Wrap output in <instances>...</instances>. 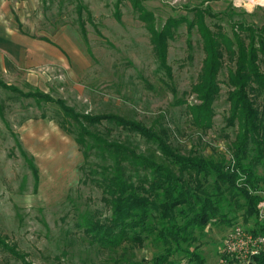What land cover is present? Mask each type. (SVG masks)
Masks as SVG:
<instances>
[{
    "label": "rangeland",
    "instance_id": "374dc122",
    "mask_svg": "<svg viewBox=\"0 0 264 264\" xmlns=\"http://www.w3.org/2000/svg\"><path fill=\"white\" fill-rule=\"evenodd\" d=\"M13 25L20 33L58 45L64 64L10 74L0 82L22 93L36 89L32 75L46 82L42 93L63 101L75 113L112 115L148 128L165 127L170 143L181 154L230 160L234 129L227 127L229 66L219 75L211 126L196 125L187 107L198 105L192 93L205 58L196 27H177L167 40L166 65L160 67L150 34L135 4L144 7L161 30L168 19L197 21L204 13L209 30L215 25L229 37L235 24L264 32V7L249 13L247 0H8ZM82 7L78 14V6ZM225 59V57H224ZM264 69V66H263ZM181 101L182 103L178 102ZM57 104L37 103L0 85V241L29 264H148L158 249L96 243L85 225L109 217L96 186L85 181L83 157L72 136L58 126ZM109 141L128 143L141 151L143 140L106 122L97 128ZM20 146V147H19ZM25 153V156L20 151ZM38 170V182L28 160ZM258 175L264 173L258 169ZM259 194L264 197V191ZM258 220L243 222V211L231 226L209 225L194 246L204 264H236L221 257L226 239L237 229L247 234L255 222L264 223V203ZM180 260L184 255H177ZM183 259L179 264H188ZM252 263V262H251ZM0 264H22L0 246Z\"/></svg>",
    "mask_w": 264,
    "mask_h": 264
},
{
    "label": "trees",
    "instance_id": "16d2710c",
    "mask_svg": "<svg viewBox=\"0 0 264 264\" xmlns=\"http://www.w3.org/2000/svg\"><path fill=\"white\" fill-rule=\"evenodd\" d=\"M134 8L150 34L160 67L169 78L167 40L173 38L182 23L188 30L196 27L205 56L191 89L199 104L187 107L196 125L211 126L219 75L228 62L226 122L235 132L228 162L194 153L181 154L170 143L165 127L148 128L112 115L78 114L63 101H55L39 90L22 93L2 82L0 85L32 97L37 103L59 106L58 126L73 137L82 153L80 170L85 181L100 190L109 211V217L102 222L85 225L86 235L111 248L123 244L132 245L133 249L152 245L158 252L148 264H179L184 258L188 264H204L194 246L197 236H203L209 225L218 222L231 226L239 211H243L246 224L252 218L258 220V205L264 203L259 194L264 191V176L257 172L260 169L264 173V32L239 23L233 27L231 37L215 24L216 30L211 31L204 23L202 11L196 14L197 21L168 19L157 30L150 12L138 3ZM81 10L79 5L78 14ZM103 122L135 134L144 141L146 149L107 140L96 130ZM27 160L37 185L38 170ZM249 232L264 233V223L256 221ZM0 246L22 264H29L1 241ZM177 255L184 257L179 260ZM251 264H264V252L255 256Z\"/></svg>",
    "mask_w": 264,
    "mask_h": 264
},
{
    "label": "crops",
    "instance_id": "0c3cea01",
    "mask_svg": "<svg viewBox=\"0 0 264 264\" xmlns=\"http://www.w3.org/2000/svg\"><path fill=\"white\" fill-rule=\"evenodd\" d=\"M8 0H0V74L64 64V54L55 43L20 33L13 25ZM42 91L46 78L32 75L27 79Z\"/></svg>",
    "mask_w": 264,
    "mask_h": 264
},
{
    "label": "built area",
    "instance_id": "2783aa9c",
    "mask_svg": "<svg viewBox=\"0 0 264 264\" xmlns=\"http://www.w3.org/2000/svg\"><path fill=\"white\" fill-rule=\"evenodd\" d=\"M264 252V233L247 234L240 229L228 236L222 252L223 263L231 259L236 264H251L253 258Z\"/></svg>",
    "mask_w": 264,
    "mask_h": 264
},
{
    "label": "clouds",
    "instance_id": "9594fccd",
    "mask_svg": "<svg viewBox=\"0 0 264 264\" xmlns=\"http://www.w3.org/2000/svg\"><path fill=\"white\" fill-rule=\"evenodd\" d=\"M257 5L264 7V0H247L246 8L251 13Z\"/></svg>",
    "mask_w": 264,
    "mask_h": 264
}]
</instances>
